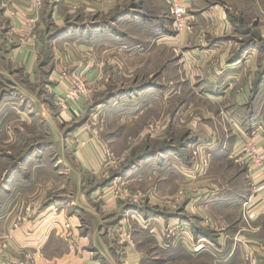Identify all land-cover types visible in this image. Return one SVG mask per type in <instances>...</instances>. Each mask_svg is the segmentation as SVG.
I'll list each match as a JSON object with an SVG mask.
<instances>
[{
    "label": "crops",
    "instance_id": "crops-1",
    "mask_svg": "<svg viewBox=\"0 0 264 264\" xmlns=\"http://www.w3.org/2000/svg\"><path fill=\"white\" fill-rule=\"evenodd\" d=\"M45 4L0 0V264H235L236 257L252 255L264 263V191L252 195L262 177L230 158L243 139L264 146V0H190L193 29L184 34L176 32L166 3L151 7L152 14L143 3L132 15L147 23L145 39L106 30L96 20L65 35L82 37L84 49L112 46L120 62L124 49L178 53L175 73L162 52L158 72L140 90L113 95L116 115L129 116L131 125L144 111L152 115L147 134L161 149L112 174L107 168L124 155L112 160L105 139L86 131L95 113L85 115L78 103L81 113L62 112L75 122L53 131V94L65 92L53 51L64 44L53 41L52 28L42 36ZM49 12L53 18V6ZM94 33L101 41H91ZM108 33L113 39L103 37ZM171 111L186 117L174 119L183 130L176 139L181 150L169 148L176 143L168 137L176 124ZM185 141L209 156L205 171H197ZM55 146L62 152L54 155ZM124 187L131 198L123 199ZM248 212L255 216L248 219ZM23 215L22 228L13 231ZM120 224L137 243L125 256L118 253ZM168 228L177 230L171 248Z\"/></svg>",
    "mask_w": 264,
    "mask_h": 264
},
{
    "label": "rangeland",
    "instance_id": "rangeland-1",
    "mask_svg": "<svg viewBox=\"0 0 264 264\" xmlns=\"http://www.w3.org/2000/svg\"><path fill=\"white\" fill-rule=\"evenodd\" d=\"M103 2L104 5L102 6L99 4L98 0H46L43 10L44 30L42 36L45 34V28L46 32L49 31V28H52L54 38L53 41H56V38H60V40L57 39L58 43L60 42L64 44L63 47H59L57 50L53 51V58L56 56V60L53 61V65H61V67L56 70L57 74L55 75H57L58 78H60V76H64L65 79L69 80L77 76L81 81L84 82L85 85L81 98L78 101L71 103L74 105L73 108H71L72 106L70 104L64 101L61 103L60 100L53 94V131L55 129L66 131L67 127L71 126L75 122L74 119L68 120L65 114H63L64 117L62 116L64 109H68L67 111L77 113L79 110L78 103H81L83 108H85V115L90 116L95 113V118L93 117L94 119H92L90 124L85 122V126H87L86 131H90V133H93V135L105 139V142L108 146L107 155L112 160L117 159V156H120L121 154L124 155L122 157L120 156L121 158L118 157L117 162L115 161L107 168L106 174H112L114 171L119 170L120 165H122L127 160L136 158V161L139 157L144 158L145 156L151 153H156V151L161 149L159 145H153L152 142L149 141L150 135L147 134V131H150L152 127V115L144 111V113L139 116L140 118L138 120H134L133 124L131 125L132 120L129 116L124 119V116L119 117L117 116L118 114L116 115L114 111L115 106H113V95H118L121 90H140L146 83L144 80L150 79L148 78L150 74H155L158 72L157 70L159 69V66L156 65V63L160 61L158 58L161 56L162 52L164 57H170L171 62H173L171 65H174L171 72L175 73V70L178 69V53L172 49L163 51L162 48H156L155 46V49L142 47V49L140 48L136 51L124 49L122 53L126 56H124V60L120 62L117 58V53H119V50L114 49L112 46H108L106 48L95 46L92 49H84L83 47L84 45H87V42L85 43V41L82 40V37L72 38V36H69V38L65 36L75 28H77V31L80 34L82 27L96 20V23L99 22L106 30H113V27H118L117 29H119V31H121L125 36L130 37V35H132L133 37H142L145 39L146 35L145 32L142 31L143 29L141 27L144 28L147 23H143L142 20L141 22H138V20L136 22V20H134V15H132V13H135L136 9L133 8H139L143 5V3H145L146 9L150 11L153 10L151 7L157 4L166 3L165 0H104ZM52 6L53 18L50 16L49 12L52 9ZM97 6L100 7V10L97 9ZM142 12L146 14L148 13L145 10ZM119 13H122L121 19H119ZM169 21L171 24L172 19L170 18ZM30 23H34V21H28L26 24ZM78 33L77 35H79ZM71 35H73L72 32ZM47 37L49 38V35L46 33L45 39H47ZM103 37H110L113 39L111 33L103 34ZM99 40L100 39L97 37L96 33H94V36L91 37V41L96 43ZM107 42H109V40ZM72 47H75V49L71 50ZM147 53H149L148 58H146ZM129 56L133 58L130 61ZM150 62H152V64H149ZM89 64H93L92 69L95 68L91 77H88L87 72ZM54 67L55 66H53V69ZM108 72L109 74L107 76ZM115 75L116 80L114 79ZM136 76L139 78V83L137 84L134 82L136 81L134 80ZM56 80L57 79H55L54 82H56ZM142 81L143 83L141 84ZM144 92L145 90L141 91V93ZM127 93L130 94L129 92ZM144 99L138 100V104L141 106L145 105ZM98 103H103L102 107L98 106ZM104 105L106 106L104 107ZM98 107H100L101 114H98ZM79 111L81 113V109ZM81 116L84 117V114ZM179 116L180 115L176 114V111H171V124H176L171 126V131L170 134H168V137L173 136L175 142L176 139L180 138L183 130L177 126L178 123L174 119H177L178 122H181L182 119L184 120L186 118L181 116V120H179ZM83 117H81V120ZM155 126L156 124H154V128ZM3 135H5V132H3ZM182 137L183 136H181V138ZM74 138L77 142L83 143L84 141L79 135L75 136ZM171 141L169 142V148H171L170 151L178 150V148L181 150V142L177 141L175 146H172ZM186 142L187 141L184 142L185 153L191 155L192 159L195 161V164L199 163L200 160L194 156V150H199V153L202 152L201 157L206 154L203 153V151L197 146L191 147L190 145L186 144ZM60 152H62V150L55 146L53 149V154L56 155ZM209 164L210 160L208 162V166L203 167L208 168ZM118 188L122 189V187ZM118 188L117 191L121 193L120 189ZM124 188H127V190L123 191L125 195L123 199L131 198L129 187ZM172 207L176 206L173 205ZM176 231L177 230H175V233ZM120 236L121 235H119V237ZM173 243L170 244L169 248H171ZM174 246L176 245L174 244L172 247ZM251 257L256 259L257 264H264L260 258L253 255ZM251 257H236L235 264H249Z\"/></svg>",
    "mask_w": 264,
    "mask_h": 264
},
{
    "label": "built area",
    "instance_id": "built-area-1",
    "mask_svg": "<svg viewBox=\"0 0 264 264\" xmlns=\"http://www.w3.org/2000/svg\"><path fill=\"white\" fill-rule=\"evenodd\" d=\"M168 6L170 15L172 16L174 28L178 34H184L190 32L193 29V20L189 12V3L190 0H165ZM60 83L65 85V92L62 95H56V97L62 103L63 101L70 104L73 108L72 102L78 101L84 91L85 85L84 82L80 80L79 77L75 76L73 79H65L64 76H60ZM95 118V117H94ZM201 153L199 150H194V156L197 157L200 162L196 163V169L199 172L205 170L208 166L209 156L204 155L201 157ZM235 162L246 165L251 168L255 172H259L262 177V182L259 184H254L252 186V195L256 196L262 191H264V146L259 147L254 137L249 139H243L237 143L235 148L232 150L230 155ZM202 164V165H201ZM250 203L249 201L245 203L247 205ZM248 214V215H247ZM247 218L251 219L255 216L254 212H248ZM26 215L21 217H17L12 223V230L18 231L22 228V222L25 220ZM123 224L118 226V232L120 233V245L118 249V253L120 256H125L130 250H134L137 247V243L134 240L132 233L130 231L123 229ZM65 228L67 229L66 238L70 241L72 246L76 247V239L74 234H70L71 225L69 223H65ZM175 235V230L167 229V238L169 241L168 246L173 243V238ZM11 239H15L10 237ZM18 240V239H15ZM249 264H257L256 259L253 257L250 258Z\"/></svg>",
    "mask_w": 264,
    "mask_h": 264
}]
</instances>
